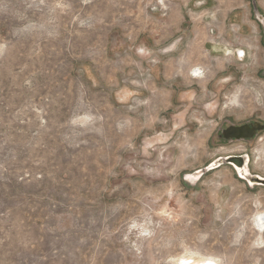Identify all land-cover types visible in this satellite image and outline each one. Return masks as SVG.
<instances>
[{"label": "rangeland", "instance_id": "obj_1", "mask_svg": "<svg viewBox=\"0 0 264 264\" xmlns=\"http://www.w3.org/2000/svg\"><path fill=\"white\" fill-rule=\"evenodd\" d=\"M252 4L0 0V264H264Z\"/></svg>", "mask_w": 264, "mask_h": 264}, {"label": "water", "instance_id": "obj_2", "mask_svg": "<svg viewBox=\"0 0 264 264\" xmlns=\"http://www.w3.org/2000/svg\"><path fill=\"white\" fill-rule=\"evenodd\" d=\"M253 7L254 12L257 17H260L261 12L259 10V7L257 6L256 0H253ZM264 129V124H262L259 121L253 122L252 124L246 123L243 125H236L232 124L230 127H227V129H224V133L226 137H231L232 139L235 138L236 140H242L246 137H252L257 130ZM245 156H238V155H231L228 157H219L218 159L214 160L212 163H210L207 167L202 168L196 172H194L191 176L192 177H200L206 172L215 169L222 164H232L235 166V169H237L238 175L247 180L250 184H257V185H264V177L258 175V174H251L247 161H245Z\"/></svg>", "mask_w": 264, "mask_h": 264}, {"label": "flooded vegetation", "instance_id": "obj_3", "mask_svg": "<svg viewBox=\"0 0 264 264\" xmlns=\"http://www.w3.org/2000/svg\"><path fill=\"white\" fill-rule=\"evenodd\" d=\"M251 1H253V0H251ZM258 7H259L260 12H261V15H260L258 21H259L260 23H263V24H264V9H263L262 7H260V5H259ZM256 121H259V122H261L262 124H264V121H263V120L249 119V120H247L246 122L238 123V124H236V125H243V124H246V123L252 124L253 122H256ZM232 124H233V123L226 122V123H224V124L220 127V130L218 131V134H217V141H218V142H222V143H230V142L240 141V140H236L235 138L232 139L231 137H226V136H225L224 129L226 130L227 127H230ZM263 132H264V129H262V130H257L256 133H255L252 137H246V138L242 139L241 141H252V140H254L255 138L259 137V135H260L261 133H263ZM244 159H245V161H247V162L249 163V161H248L247 158H244Z\"/></svg>", "mask_w": 264, "mask_h": 264}, {"label": "bare ground", "instance_id": "obj_4", "mask_svg": "<svg viewBox=\"0 0 264 264\" xmlns=\"http://www.w3.org/2000/svg\"><path fill=\"white\" fill-rule=\"evenodd\" d=\"M241 56L242 57H244L245 56V54H244V51L242 52V54H241ZM194 72V71H193ZM195 73V72H194ZM181 119V118H180ZM181 122V121H180ZM166 135V134H165ZM167 136V135H166ZM148 140V139H147ZM160 140V139H159ZM152 143V142H151ZM145 145V144H144ZM149 145V144H148ZM147 146V145H146ZM258 220L263 224L264 223V212L263 213H261V214H259V216H258ZM196 264H200V263H207V264H216V262L212 259H204V260H202V261H198V262H195Z\"/></svg>", "mask_w": 264, "mask_h": 264}]
</instances>
